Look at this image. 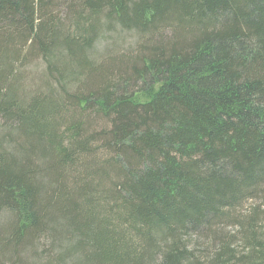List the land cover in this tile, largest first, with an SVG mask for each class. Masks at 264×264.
<instances>
[{"label": "trees", "instance_id": "16d2710c", "mask_svg": "<svg viewBox=\"0 0 264 264\" xmlns=\"http://www.w3.org/2000/svg\"><path fill=\"white\" fill-rule=\"evenodd\" d=\"M249 200L264 0H0V264H264Z\"/></svg>", "mask_w": 264, "mask_h": 264}, {"label": "rangeland", "instance_id": "374dc122", "mask_svg": "<svg viewBox=\"0 0 264 264\" xmlns=\"http://www.w3.org/2000/svg\"><path fill=\"white\" fill-rule=\"evenodd\" d=\"M22 87L23 86L21 85V88ZM255 205L261 206L260 207L261 210L264 209V201H262V200H249V201L245 202L242 205V207L240 208V211H241L240 214L241 215L249 214V211H251L250 208L255 206ZM260 227H264V214H262L260 216ZM238 229H239V227L237 225L226 226L224 229V232L227 233L228 235H233L235 237L234 240L232 241V244L239 248L241 243H240L239 237L235 236Z\"/></svg>", "mask_w": 264, "mask_h": 264}]
</instances>
